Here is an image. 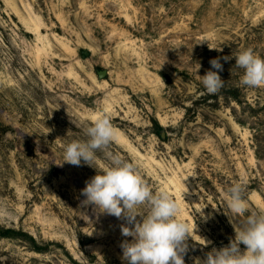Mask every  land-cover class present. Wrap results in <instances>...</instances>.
Segmentation results:
<instances>
[{
  "label": "rangeland",
  "instance_id": "1",
  "mask_svg": "<svg viewBox=\"0 0 264 264\" xmlns=\"http://www.w3.org/2000/svg\"><path fill=\"white\" fill-rule=\"evenodd\" d=\"M247 48L264 58V0H0V264H127L124 221L81 203L103 153L97 170L60 165L104 114L109 150L179 203L185 264L227 245L229 217L245 220L230 185L264 209V87L241 85L233 57Z\"/></svg>",
  "mask_w": 264,
  "mask_h": 264
},
{
  "label": "clouds",
  "instance_id": "2",
  "mask_svg": "<svg viewBox=\"0 0 264 264\" xmlns=\"http://www.w3.org/2000/svg\"><path fill=\"white\" fill-rule=\"evenodd\" d=\"M233 57L236 67L243 69L241 85L264 87V58L252 48ZM231 58L223 57L225 61ZM220 60L219 57L211 59L209 63L214 70L199 75L209 94H216L224 86L219 75L223 71ZM83 133L86 139L74 140L64 147L60 165L81 166L83 162L96 169L98 152L109 162L85 182L80 193L85 199L81 203L124 221L120 225L121 235L125 237L120 243L122 260L127 264H185L191 235L189 225L178 218L181 209L176 199L165 190L154 192L134 163L109 150L117 138V130L107 114L89 122ZM224 196L231 213L245 216L244 223L236 226L225 213L233 226L234 238H229L225 246L212 247L195 264H264V209L249 213L245 185L241 182L230 185Z\"/></svg>",
  "mask_w": 264,
  "mask_h": 264
}]
</instances>
